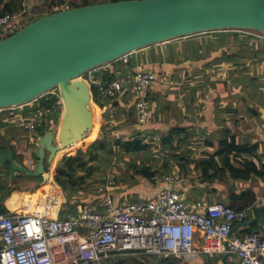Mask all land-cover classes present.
Wrapping results in <instances>:
<instances>
[{
    "label": "built area",
    "instance_id": "2783aa9c",
    "mask_svg": "<svg viewBox=\"0 0 264 264\" xmlns=\"http://www.w3.org/2000/svg\"><path fill=\"white\" fill-rule=\"evenodd\" d=\"M25 12L0 15V40L21 28L28 17ZM130 54L116 60L112 74L106 73L111 66L106 63L81 77L91 87L93 105L128 92L141 137L160 143L161 136L147 128L148 96L158 76L152 70L131 67ZM47 115L46 110L37 112L23 123L25 130L34 134ZM50 178L53 185V175ZM163 181L156 194L137 200L115 201L106 192L80 204L75 212L62 213L61 206L54 210L58 203L54 199L40 213H0V264H108L126 255L182 258L226 253L235 255L237 264H263L264 236L258 231L238 236L233 231L252 210L236 212L223 201L206 198L190 201L180 188L185 179L176 171L166 173Z\"/></svg>",
    "mask_w": 264,
    "mask_h": 264
},
{
    "label": "crops",
    "instance_id": "0c3cea01",
    "mask_svg": "<svg viewBox=\"0 0 264 264\" xmlns=\"http://www.w3.org/2000/svg\"><path fill=\"white\" fill-rule=\"evenodd\" d=\"M244 35L252 36L253 40L247 43L233 41L230 47H219L216 51L211 52L206 59L188 60L174 66L169 63L161 64V70L159 71L161 76L152 85L148 96L151 118L147 128L150 129L151 133L160 135L167 133L172 127L178 126L196 129L201 136L199 159L215 153V159L218 162L221 158V141L225 140V137L235 136L239 143L255 145V148L253 151L244 152L242 155L236 152L231 153L233 166L239 165L238 162L241 160L255 158L256 161L259 160L257 161L258 166L264 164V37L247 32H244ZM163 44L160 45L164 47ZM148 48L134 51L132 57L137 60L139 54L146 52ZM223 51H228L230 56H223ZM216 58H219V60H215L217 61L215 63L213 60ZM142 65L140 62L134 68H142ZM179 67H182V69H177ZM143 69L153 71L152 65H145ZM179 70H184V73L179 72ZM176 72L179 75L175 81L172 80V77ZM211 82H214L213 87ZM199 86L200 93L193 97ZM191 97L195 99L194 102L190 101ZM93 106V119L96 115L99 122H97L98 124L95 123L97 126L101 122V114L106 113L110 118L109 123L114 125L117 130L121 128L128 131L129 128H134L140 131L136 108L128 92L117 94L105 102L104 107ZM11 114V112L0 111V148H12L15 152V159L19 163L32 167L37 162V131L34 134L28 133L23 126L24 122L19 120L20 115ZM131 117L137 119V122L134 120L135 124L129 126V123L132 122ZM58 129V134L61 135V126L60 128L58 126ZM73 147L75 145L67 147L69 150L60 151L56 155L55 161L65 152L68 151L69 153ZM8 166L9 164L5 167L0 166V171H5L8 174L6 177L0 178V181L7 184L4 192L8 191L13 182L22 180V176H25L28 181H33L35 183L33 186L37 187L36 182H39L40 179L33 178L29 180V176L22 172L17 173L12 168L8 169ZM172 171L174 170L168 169V172ZM182 175L187 178L184 177L185 181L180 188L186 192L190 201L206 198L211 201H223L231 204L235 203L234 199H236L237 194L252 190L255 194L253 205L249 208L252 211L244 222L235 224L233 231L238 236H243L250 231H258L264 236V211L261 212V221L246 224L248 220L255 217L254 205L264 206V177L253 175L248 179H234L226 175L223 178L219 176L213 182H203L192 171ZM123 177L120 182L121 187H126V191L131 192V194L125 193V196L117 197L115 194L111 195L112 193L108 191L115 201L124 197L128 198V195H131V197L137 195L135 200L141 197L153 196L163 186V180L151 182L140 176H137L135 182L126 184V175ZM33 186H31L32 191L35 190ZM49 187L55 193L53 185L47 184L43 191H36L29 197L27 192L15 187L11 192L9 191L4 199L0 197V204H5L9 210L7 213L15 210L27 211L28 207L34 209L33 212H37L43 209L46 203L52 201L46 197L53 196L50 190H46ZM110 188L113 187L108 186V189ZM76 197L80 196L75 195L71 200H81ZM55 198L56 203H58L53 209H57L61 205L57 194ZM250 198L251 196L246 200ZM244 201L245 199H236V203L240 206H244ZM80 204L78 203L75 206L76 210ZM254 224L257 227L252 230ZM223 255L207 257L213 259L214 264H222ZM119 258L112 264H205L203 254L183 256L182 258L147 255H126ZM236 260L235 255L229 256L227 264H237Z\"/></svg>",
    "mask_w": 264,
    "mask_h": 264
},
{
    "label": "water",
    "instance_id": "95a60500",
    "mask_svg": "<svg viewBox=\"0 0 264 264\" xmlns=\"http://www.w3.org/2000/svg\"><path fill=\"white\" fill-rule=\"evenodd\" d=\"M225 29L264 32V0L105 1L56 11L19 28L0 40V109L28 104L59 87L66 113L61 135L50 130L38 139L34 166L19 163L10 147L0 148V166L45 183L46 163L93 129L85 72L152 45ZM253 210L247 225L261 221L264 206ZM229 256L223 255L222 264ZM203 259L214 264L206 254Z\"/></svg>",
    "mask_w": 264,
    "mask_h": 264
},
{
    "label": "trees",
    "instance_id": "16d2710c",
    "mask_svg": "<svg viewBox=\"0 0 264 264\" xmlns=\"http://www.w3.org/2000/svg\"><path fill=\"white\" fill-rule=\"evenodd\" d=\"M41 8L37 14L35 12L31 17H27L24 24L21 26H25L31 21H34L44 15L51 14L56 11L64 10L72 7H79L88 4H94L98 2H105L104 0H37ZM110 1H118V0H110ZM35 8H32L33 11H38ZM27 5L25 0H0V15L10 13L14 14L19 11H26ZM27 15V11L25 12ZM214 33V34H210ZM207 34V36H206ZM197 35H203L201 38L196 39ZM183 40H172L177 42H169L164 44V47L160 44L149 46L146 52L139 54L137 60L133 58L132 54H130V65L131 67H135L138 63L141 62L143 64L142 68H145V65H152V69L154 73L160 77L162 63H169L170 65H179L184 61H195V59H206L210 56L211 52L216 51L220 48L230 47L233 41H237L240 43H247L253 40L252 36L244 35L242 31H235L234 29H225L222 31H209L202 34H194L192 36H188L185 38H180ZM230 56L228 51H223V56ZM215 60H219L216 58L213 62H217ZM138 61V62H137ZM118 62H112L111 66L106 70V73L112 74L116 68V64ZM214 68V67H213ZM212 68V69H213ZM156 69V70H155ZM182 69V67L177 68ZM216 69V68H215ZM157 71V72H156ZM179 72L184 73V70H179ZM177 77L175 78V76ZM172 77V80L178 79V72H176ZM212 87L214 86V82H211ZM200 93V86L198 90L193 94L194 95ZM204 93V92H203ZM191 97L190 101H195V99ZM188 99V98H187ZM63 99L60 95L59 87H54L50 92L46 93L42 97L36 98L33 103H28L23 105V108H13V109H0V111L11 112V115L19 114V120L26 122L33 118L37 112L42 110H46L48 112L45 121L42 124L38 125L37 133L38 136L43 135L44 133L53 130L57 131L59 126V121L61 118V113L63 111ZM100 107H104V104H100ZM105 119V124L101 127V137H97L95 140H92L88 145L86 150L79 149L76 154H67L64 155L56 166V174L55 181L58 184V191L61 194L63 199V203L66 204L61 210L62 213L72 211H76V205L78 203H86L87 200H76L72 201L71 198L75 195H81L82 192L89 193V190L86 189L87 186H90L89 181L92 179L96 183L97 175L102 171L103 165L102 162L105 160H111V156L114 155L115 150L114 147H118L123 153H139L145 152L150 147L153 146L152 143H156L152 141L151 138L141 137V133L136 130L132 137L128 139H124L123 137H119L114 135L116 131V127L109 123L110 118L106 115H103ZM94 120H97L96 115L94 116ZM98 122V120H97ZM135 122L129 123V126L134 125ZM185 127H172L167 133H163L161 135V144L160 149H170L178 151L176 155H174L175 159H178V169L182 174H187L189 172H194L196 177L203 182H213L219 176L221 178L226 175L234 178V179H248L255 176L264 177V164L258 166L257 161L255 159H246L238 162L239 165L233 166L231 162V153L236 152L242 155L244 152L253 151L255 145H250L248 143H239L235 136L225 137L226 139L221 141L220 145L222 146V150L220 151V162L215 159L216 154L208 155L203 159H193L192 154L194 153V148L188 146L187 143V151H185L182 147L183 142L186 137L190 136L192 133ZM196 130V129H195ZM94 132V134H93ZM229 133V131H227ZM155 134V133H154ZM95 135V131H92L89 134ZM177 139H175L176 136ZM176 141V146L174 142ZM159 144V143H156ZM38 148V143H36ZM157 147V146H156ZM36 148V150H37ZM159 148V147H158ZM184 150V152H181ZM183 155V156H182ZM179 157V158H178ZM37 160L38 157L36 156ZM146 163L138 166L137 164H130L133 168V172L130 173L129 177H132L131 182H135L137 176L143 177L151 182L155 181L157 178L158 170L155 169L152 165ZM166 165V164H165ZM47 169L49 168V162L46 163ZM239 166V167H238ZM154 168V169H153ZM8 169H11L10 165ZM16 172V171H15ZM20 173V172H17ZM8 174L5 171H0V178L3 176H7ZM29 180L33 179L28 177ZM40 181L42 178H38ZM123 180V178H121ZM38 182V187L45 186V184ZM102 183L106 184V178L102 179ZM89 184V185H88ZM6 183L0 181V197L4 199V197L11 192L15 187L20 189L18 186H11L8 188L7 192H4ZM40 185V186H39ZM135 185V184H133ZM54 187V186H53ZM106 194V191H102L98 193V196L103 197ZM251 198L249 200V197ZM255 194L252 190H247L242 192L241 194L236 195V199H245L243 205L240 206L236 203L228 204L230 205L234 211L238 212L243 209L250 208L253 205ZM1 199V200H2ZM9 210L5 206L4 203L0 204V213H7ZM257 227L256 224L252 226L255 229ZM253 232V231H250ZM256 232V231H254ZM249 233V232H248ZM120 259V258H119ZM118 258L110 261L108 264H112L116 262Z\"/></svg>",
    "mask_w": 264,
    "mask_h": 264
},
{
    "label": "rangeland",
    "instance_id": "374dc122",
    "mask_svg": "<svg viewBox=\"0 0 264 264\" xmlns=\"http://www.w3.org/2000/svg\"><path fill=\"white\" fill-rule=\"evenodd\" d=\"M104 1H110V0H104ZM25 3H26L27 8H28V9H26L27 16L28 17H31L34 12H35V14H37L39 12L40 8H41V5H40V3L37 0H25ZM35 7H37L36 9L38 11H33L32 10V8H35ZM23 11H25V10H23ZM40 12H39V14H40ZM219 31H222V30H219ZM237 31H243V32L255 34V35L259 36V37L260 36L264 37V32H261V31H256V30H237ZM200 34H202V33H200ZM210 34H214V33H210ZM202 36L203 35H197L195 38L196 39H199ZM206 36H207V34H206ZM178 39L179 40H183V39H180V38H178ZM178 39H173V40H178ZM169 42H177V41L169 40L168 42H162L160 44H163V43L166 44V43H169ZM116 60H114V62ZM112 62H109L107 64H111ZM84 75H85V73L82 76H84ZM48 92H50V91H48ZM45 94L46 93H44L43 95H41L39 97H42ZM33 101H31L30 103H33ZM65 104L66 103H64V108H63V113L61 115L59 128H60V125H61V121H62V119H63V117L65 116V113H66V105ZM23 105H25V104L16 105V106H9V107H5V108H2V109L23 108ZM103 115L104 114H101V122H100V124L98 126L97 135L95 133L94 136L93 135H91L90 137L88 136L86 139H84V140L80 141L79 143H77V145L75 144V147H73V149L70 150L69 153H68V151L65 152L56 161H55V159H56L55 158L49 164V168H48V171L47 172L50 175L48 176L47 181L45 183H43V184H45L44 187H46L47 184H51L52 185V183L50 182V179H51L50 177L52 175H53V178L55 177V173H56V167H55V165L57 166L58 161L64 155H67V154H76V152L79 149L86 150L87 147H88V145L90 144V142L92 140H95L97 138L98 134L101 133V127H102V125L105 124V119H104V116ZM134 120L137 122V119H135V118L133 119L131 117V121L134 122ZM135 131L136 130L134 128H129L128 131H124L121 128H118V130L116 129V131L114 132V135L121 136L124 139H128V138H130V137L133 136V134H134ZM148 131H150V129ZM188 131L191 132L192 134L190 136L186 137L185 141L182 144V147H183V149L185 151H187V149H186L187 148V143H188V146H190L192 144L190 146L191 148H194V153L192 154V157H193V159H196L197 160L199 158V155L198 154H200V150H201V143H200L201 136H200V133L198 132V130H195L194 129V130H188ZM93 134H94V132H93ZM37 135H38V133H37ZM160 135H162V134H160ZM174 136H176V135H174ZM39 138H40V136H38V139ZM175 139H177V136L175 137ZM152 144H153V146L150 147L148 150H146L145 152H139V153H123L118 147H114L115 153H114L113 156H111V160H105V161L102 162L103 169L97 175L96 183H93L95 181L94 180L92 181V179L89 181V184H91V185L86 187V189L89 190V193L82 192V194L80 195V197H76V198H79L81 200H87L86 201V203H87V202H90V201L97 200L98 199V193L99 192L101 193L102 191H106V192L109 191V193H112L111 195H114L115 194L117 197L125 196L126 194H131V192L126 191V187H124V188L121 187V183H120L122 181L121 178H124L123 177L124 175H126V179H127V183L126 184H128V183H130L132 181L133 178L132 177H129L130 176V171H131V173L133 172V168L130 166V164H137L138 166H140V165L146 163V160H148L147 161L148 164L154 166V168L158 170L157 178H156V180H158V181H162L163 180V176L166 173H168V169L179 172V169H178L179 168L178 167V159H175L174 158V155L178 154L177 153L178 151L173 150V148H170V149H167V148L160 149L161 141H160L159 144H156V143H152ZM176 145L177 144H176V141H175L173 146H176ZM67 150H69V149H67ZM75 150H77V151H75ZM184 150H181L179 154H181V152H184ZM103 178H106V181H107L106 184H103L102 183V179ZM186 178L187 177H185V179ZM21 179L22 180H17L15 182H13L12 184H13V186H18L22 191L27 192V196L28 197L32 193H35L36 191H39V190L40 191H43V189H44L43 186H41L39 188L38 187V184L39 183L36 182L37 183V185H36L37 188H36V190L32 191L31 186L35 185V183L33 181H28L25 178V176H22ZM55 182H53V186H54L55 193L53 191H51V189L49 187L46 190L47 191L50 190L53 193V196H51V197L50 196H46V197L47 198H50L51 200H54V199H56L55 196L57 194L58 201L60 200V202H61V205L60 206H61V208H63L66 204L63 203V199L61 197V194L58 191V187H57V185H56ZM163 185H164V181H163ZM108 186L109 187H113V188L107 189ZM33 187H35V186H33ZM100 188H102L103 190L101 191ZM37 193H39V192H37ZM136 196L137 195H132V197H131V195H128V198H131L132 200H135V198H137ZM49 203H51V202H49ZM27 210H31L32 211L34 209H32L31 207H28ZM54 210H57V209H54Z\"/></svg>",
    "mask_w": 264,
    "mask_h": 264
},
{
    "label": "bare ground",
    "instance_id": "6f19581e",
    "mask_svg": "<svg viewBox=\"0 0 264 264\" xmlns=\"http://www.w3.org/2000/svg\"><path fill=\"white\" fill-rule=\"evenodd\" d=\"M92 108H93V107H92ZM91 111H92V110H91ZM92 115H93V111H92ZM95 123H97V120H94V119H93V124H94V126H93L92 131H95V132L97 133V132H98V126H97ZM61 128H62V127H61ZM92 131H91V132H92ZM61 132H62V131H61ZM85 139H86V138H85ZM64 149H67V148H63L62 150H64ZM62 150H61V151H62ZM59 152H60V151H59ZM59 152H58V153H59ZM42 211H43V209L38 210L37 212L40 213V212H42Z\"/></svg>",
    "mask_w": 264,
    "mask_h": 264
},
{
    "label": "clouds",
    "instance_id": "9594fccd",
    "mask_svg": "<svg viewBox=\"0 0 264 264\" xmlns=\"http://www.w3.org/2000/svg\"><path fill=\"white\" fill-rule=\"evenodd\" d=\"M63 99V98H62ZM63 103H64V100H63ZM99 106H100V104H98ZM92 106H93V104H92ZM140 132V131H139ZM141 133V132H140ZM141 135V134H140ZM161 136V135H160ZM48 171V169L46 170V172ZM56 174V173H55ZM54 179H55V177H54ZM233 255V254H232Z\"/></svg>",
    "mask_w": 264,
    "mask_h": 264
}]
</instances>
